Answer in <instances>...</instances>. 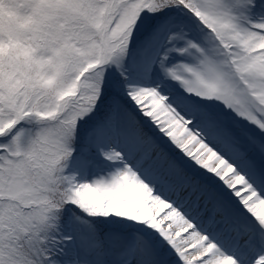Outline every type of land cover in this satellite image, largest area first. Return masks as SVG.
<instances>
[{"label": "snow or ice", "instance_id": "obj_1", "mask_svg": "<svg viewBox=\"0 0 264 264\" xmlns=\"http://www.w3.org/2000/svg\"><path fill=\"white\" fill-rule=\"evenodd\" d=\"M0 264H264V0H0Z\"/></svg>", "mask_w": 264, "mask_h": 264}]
</instances>
